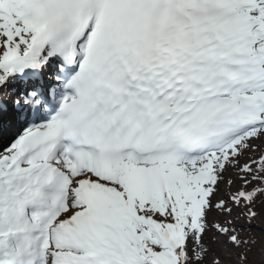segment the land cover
<instances>
[{"label":"snow or ice","instance_id":"6c2138e0","mask_svg":"<svg viewBox=\"0 0 264 264\" xmlns=\"http://www.w3.org/2000/svg\"><path fill=\"white\" fill-rule=\"evenodd\" d=\"M0 264H264V0H0Z\"/></svg>","mask_w":264,"mask_h":264}]
</instances>
